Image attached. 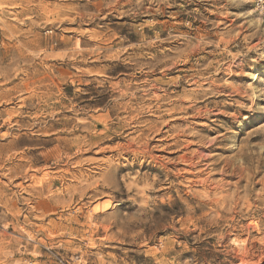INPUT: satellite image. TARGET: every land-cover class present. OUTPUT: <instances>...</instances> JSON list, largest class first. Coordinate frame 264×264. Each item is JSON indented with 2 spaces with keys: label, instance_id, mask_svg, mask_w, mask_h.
I'll return each instance as SVG.
<instances>
[{
  "label": "rangeland",
  "instance_id": "rangeland-1",
  "mask_svg": "<svg viewBox=\"0 0 264 264\" xmlns=\"http://www.w3.org/2000/svg\"><path fill=\"white\" fill-rule=\"evenodd\" d=\"M253 2L0 0V264H264Z\"/></svg>",
  "mask_w": 264,
  "mask_h": 264
},
{
  "label": "built area",
  "instance_id": "built-area-1",
  "mask_svg": "<svg viewBox=\"0 0 264 264\" xmlns=\"http://www.w3.org/2000/svg\"><path fill=\"white\" fill-rule=\"evenodd\" d=\"M255 13L261 18L264 23V0H254L253 2Z\"/></svg>",
  "mask_w": 264,
  "mask_h": 264
},
{
  "label": "bare ground",
  "instance_id": "bare-ground-1",
  "mask_svg": "<svg viewBox=\"0 0 264 264\" xmlns=\"http://www.w3.org/2000/svg\"><path fill=\"white\" fill-rule=\"evenodd\" d=\"M251 14H254L255 13V10L254 9H251L250 11H249ZM258 21H259V23L261 24L262 23V20L261 19H257ZM251 225V224H250ZM245 254V253H244ZM246 255V254H245ZM247 259V258H246ZM263 259V258H262ZM242 260H244V259H242ZM262 261V260H261ZM242 262V261H241ZM249 263V262H248Z\"/></svg>",
  "mask_w": 264,
  "mask_h": 264
}]
</instances>
